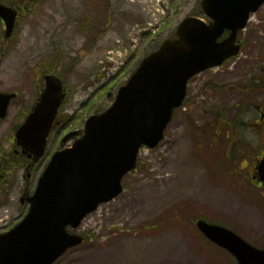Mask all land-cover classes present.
Masks as SVG:
<instances>
[{
    "label": "rangeland",
    "instance_id": "obj_1",
    "mask_svg": "<svg viewBox=\"0 0 264 264\" xmlns=\"http://www.w3.org/2000/svg\"><path fill=\"white\" fill-rule=\"evenodd\" d=\"M1 1L21 13L9 42L0 21V88L22 92L0 125L3 137L13 133L32 106L47 70L60 74L68 89L64 111L70 120L56 131L61 137L65 131L82 130L91 115L109 108L138 64L185 18L208 21L197 14L202 0H129L132 8L121 11L120 19L107 9L88 11L82 0ZM84 18L89 25L82 27ZM97 21L100 32L92 30ZM240 41L239 58L190 84L186 104L175 113L164 142L142 150L137 170L124 179L123 194L100 206L77 231L70 230L86 241L56 264H236L202 238L195 226L199 217L264 248V188L251 184L252 169L245 168L264 151L263 137L240 123L237 144L232 126L223 128L226 136L214 142L212 127L218 115L250 124L259 120L257 107L264 111V6L252 16ZM238 148L244 149V156L227 160L225 149ZM26 212L17 201L0 204V233Z\"/></svg>",
    "mask_w": 264,
    "mask_h": 264
},
{
    "label": "water",
    "instance_id": "obj_2",
    "mask_svg": "<svg viewBox=\"0 0 264 264\" xmlns=\"http://www.w3.org/2000/svg\"><path fill=\"white\" fill-rule=\"evenodd\" d=\"M263 5L264 0H203L202 10L211 23L186 18L173 37L143 60L119 91L115 104L89 119L84 137L55 154L24 221L0 235V264H54L69 249L82 244L84 238L69 234L66 228H78L87 215L123 192V178L136 168L140 148L154 149L164 139L175 110L186 99L189 81L240 54L238 34ZM17 16V11L0 4L7 37ZM227 30L230 35L219 42ZM11 97L0 105L1 118L6 117ZM65 97L63 80L47 76L46 89L18 131L19 143L31 147L36 159L44 154ZM79 135H68L63 146ZM256 170L255 179L264 185V157ZM198 227L208 239L230 251L239 264H264V250L235 233L202 220Z\"/></svg>",
    "mask_w": 264,
    "mask_h": 264
},
{
    "label": "flooded vegetation",
    "instance_id": "obj_3",
    "mask_svg": "<svg viewBox=\"0 0 264 264\" xmlns=\"http://www.w3.org/2000/svg\"><path fill=\"white\" fill-rule=\"evenodd\" d=\"M108 1L82 0V4L84 9H88V11L92 9L100 11L102 8H109L116 13V17H119V19L121 11L132 8V3L129 0H110V5L113 7L109 6ZM41 89V86L38 85L37 96L31 102L32 107ZM0 92L10 93L4 89H0ZM259 115L260 120L251 126L252 129L260 128L262 124L264 125V112L261 108ZM15 138V134H11L8 137L0 135V203L2 204H9L13 201H17L20 204H28V200L33 195L40 178V170L45 161L44 158L49 156V149L55 146L50 139L46 156L42 161L32 166L30 159L22 154Z\"/></svg>",
    "mask_w": 264,
    "mask_h": 264
}]
</instances>
